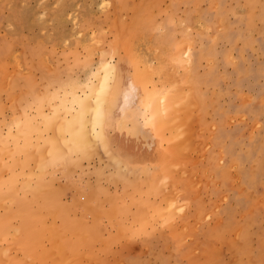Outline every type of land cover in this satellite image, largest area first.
I'll list each match as a JSON object with an SVG mask.
<instances>
[{"label":"rangeland","instance_id":"374dc122","mask_svg":"<svg viewBox=\"0 0 264 264\" xmlns=\"http://www.w3.org/2000/svg\"><path fill=\"white\" fill-rule=\"evenodd\" d=\"M101 54L117 65L111 92L131 83L140 101L148 88L172 102L126 109L125 136L108 131L110 146L137 143L134 159L97 139L58 157L64 113L50 99ZM11 161L0 178L32 213L0 210V264H264V0H0V164ZM21 174L29 187L42 175L45 194L23 196Z\"/></svg>","mask_w":264,"mask_h":264},{"label":"bare ground","instance_id":"6f19581e","mask_svg":"<svg viewBox=\"0 0 264 264\" xmlns=\"http://www.w3.org/2000/svg\"><path fill=\"white\" fill-rule=\"evenodd\" d=\"M134 52H135V50H134ZM104 55L100 56V60L98 61V63L95 65V67L93 69L90 68L89 71L85 72V73L82 71L85 74V75H83L81 73L83 75V77H85V80L83 79L84 81H78V80L73 79V78H68L67 84L62 85L60 90H58L59 92L58 91L55 92L54 95L50 99V100L55 99V101L57 100V103H55L51 107V112L55 115L58 112H60L59 111L60 108H58V107H61L62 111L64 113L63 120L61 121V124L59 125V127L61 129H59L60 135H58V136H60L61 141L57 142V139L55 138L56 136L54 137L53 135L52 136L56 139V141H54L53 137H52V139L49 140V138L47 137V135H48L47 132L44 133V134H47L46 135V137L48 138L47 140H49L50 142L53 140L51 142V144H53V142H56V145L58 144V150L56 151V153L59 154L58 157H64L65 159L68 157L67 160H70L71 158H69L70 157L69 152H72L75 150V152L77 154H80V153H78L77 150H79L81 152L83 150H86V148L95 144L94 143L96 141L95 139H97L100 143L102 142L101 144H98V145H100L102 147V149H103V147L105 148L104 152L108 151V148H110V147L113 148V145L110 146V144H109L108 137H106V134H108L109 130L116 133V136H123V135L125 136L124 130H122V128H121L122 125L119 124L118 120H117V118H119V116L121 115L122 112H124V110L127 109V112H128L131 109L133 112L139 108L138 107L139 105H142V106H144V107H142V110L144 108L146 110V112L148 111L150 114H153L150 111L152 108L157 110V108L155 106H158V105L163 106V105H166V103H168L167 105H169L172 102L170 100V103H169V98L164 95L166 92L165 90L163 92V90L161 89L162 92L161 91L159 92L156 88L155 89L157 90V92H159L157 94L154 93L153 90L151 91L149 89L150 90L149 91V90H147L148 88H146L147 91L145 90L143 92V94H142L143 97L141 96L142 99L140 101V100H138L140 98V94L137 92L136 87H134L133 84H131V83H129L128 86H126L125 88L111 92L112 82L115 79L116 74H117V65L114 62L115 58L113 59V56H110L109 59L108 58L106 59L104 57ZM184 55L189 60L188 50H185ZM83 77H81V78H83ZM77 78H78V76H77ZM67 85H69V89H64V87ZM152 89H153V87H152ZM166 94H169V93L166 92ZM140 108H141V106H140ZM161 112H164V110H162ZM26 113H27V110L26 111L24 110L23 114H26ZM40 113H42V112H40ZM141 113H143V111ZM60 114L62 115V113H60ZM134 114H138V113L134 112ZM143 115L145 117V114H142V116ZM147 115H148V113H147ZM162 115H163V113H162ZM41 116H42V114H41ZM134 116H136V115H134ZM142 116H140V117H142ZM156 116H158V115H156ZM176 116L173 115L174 119L176 118ZM53 117L51 118V121L54 118H56V117H54V118ZM163 117H164V115H163ZM161 118H162L161 115H159L160 121H161ZM39 119H41V118H39ZM170 119L171 118H168L167 121ZM27 120H28V117H26L25 123L22 122L21 120H16L15 125L18 128V131L25 132L26 127L31 128V126L28 123L29 121H27ZM42 120L45 122L51 123V121L48 120L47 118H42ZM157 120H158V117H157ZM157 120H156V122H157ZM138 123H139V121H138ZM162 123H164V120ZM37 124H39V123H37ZM122 124H124V123H122ZM157 124H159V123H157ZM21 125L22 126L24 125V129L21 127ZM129 125H130V123H129ZM134 125H133V127H134ZM160 125H161V123H160ZM47 126H48V124H47ZM162 126H163V124H162ZM169 126H171V125H169ZM39 127H41V126H39ZM175 130H176V128H175ZM175 130H174V133H175ZM38 132H41V131H38ZM43 132H44V130H43ZM170 132L171 131H169V133ZM65 134H67V136L64 137ZM39 135H41V134H39ZM58 136H57V138H59ZM43 137H45V136H43ZM135 138H134V140H135ZM113 140L115 141L114 138H113ZM128 142H130L132 144V146L134 147V148L132 147V151L125 150L123 147V146L127 145ZM128 142L125 145L123 143H116V142L115 143L117 144V147H119L120 150L123 151V153L126 152L129 154V155L124 154V155L129 156L131 158L133 156L132 159H134L135 157L138 156L137 155L138 149L136 147L137 143H134L131 140H128ZM94 148L95 147L92 146V149H94ZM70 149H73V150L69 151L67 155H64L65 150L68 151ZM110 151H111V149H110ZM115 152H116V148H115ZM106 154H109V151H108V153L106 152ZM120 154H122V153H120ZM109 155H111V154H109ZM114 155L117 156V154H114ZM134 155H137V156L134 157ZM24 156L26 157V155H24ZM27 156H29V155H27ZM119 158H121V157H119ZM21 160H22V158H21ZM138 161H140V158ZM21 162H23V161H21ZM39 163H40L42 168L47 166V163L44 161H41V159H39ZM53 165H54V163H53ZM138 165H139V163H138ZM121 168H122V166H121ZM125 171H126V169H125ZM130 172L132 173V171H130ZM30 182H32V181H30ZM37 185H39V183Z\"/></svg>","mask_w":264,"mask_h":264},{"label":"crops","instance_id":"0c3cea01","mask_svg":"<svg viewBox=\"0 0 264 264\" xmlns=\"http://www.w3.org/2000/svg\"><path fill=\"white\" fill-rule=\"evenodd\" d=\"M115 148H116V152L118 151L117 152L118 154L122 153L120 155L123 156V151L120 150L119 147H115ZM115 148H114V146H113V148H110L111 149L110 152L117 154L115 152ZM126 148L131 150L132 145L127 144L124 146L125 150H127ZM108 150H109V148H108ZM140 153L141 152H137V155L139 156ZM19 156L20 155H17V157H19ZM12 164H13V161H11L10 164L2 163V165L0 164V169L6 171L12 166ZM57 166H59L61 169V164L57 165ZM21 176H22V174H21ZM36 176H39V178H36ZM41 176L42 175H40V174H37L34 176V181H33L34 183L32 182V186L30 185L31 187H29V185H28L29 182H28V180H26L27 178H25L24 176L21 177V181L23 182L21 185V188L23 190V193H22L23 196L26 195V192L36 194L39 197H41L42 194H45L43 191H40L38 189L39 186H46L43 179L41 180ZM15 182H16L15 179L13 182L10 179L3 180L0 178V210L4 211L7 218L11 217V215L12 216L16 215L17 217H22L24 222H25L28 219V216L31 215L32 211H31V207H30L28 201L25 198H23V197L17 198V193L15 190V187H16ZM38 183H39V185H37ZM33 184L37 185V187L36 188L33 187ZM8 202H13V203L17 204L18 208L16 210H13V211H10L9 208H4V206H5L4 204L8 203ZM6 217H5V219H6ZM6 222H7V220L4 222V224L2 226H5ZM0 223H2V221H0Z\"/></svg>","mask_w":264,"mask_h":264}]
</instances>
